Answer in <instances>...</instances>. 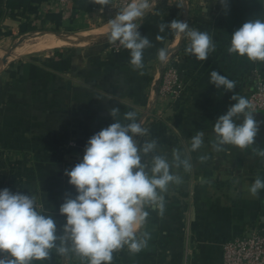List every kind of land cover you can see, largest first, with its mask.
Segmentation results:
<instances>
[{
	"label": "crops",
	"instance_id": "1",
	"mask_svg": "<svg viewBox=\"0 0 264 264\" xmlns=\"http://www.w3.org/2000/svg\"><path fill=\"white\" fill-rule=\"evenodd\" d=\"M50 2L0 0V189L32 195L59 229L65 222L59 206L66 194L76 195L65 170L79 162L94 133L113 123L111 109L120 110V120L124 113L136 112L148 129L144 139L155 140L157 154L169 157L175 149L184 152L202 131L203 146L189 154L192 171L173 169L182 179L164 194L163 216L148 209L140 229L150 234L148 246L135 254L127 247L116 251L112 264H222L223 244L250 226L264 225V190L257 196L249 193L257 177L264 179V158L253 151L264 148V112L254 113L261 124L252 147L215 151L210 143L213 124L235 103L232 94L248 97L253 72L264 79V62L228 53L236 29L249 18L264 19V0H228L227 10L219 0H156L138 21L140 34L151 42L140 70L130 65L129 50H107V22L123 8L122 0L103 7L96 0H80L67 16L50 9ZM172 20L207 32L215 51L205 61L184 54L186 38L169 28L160 31L161 23ZM48 38L61 45L35 46ZM161 50L167 54L163 62ZM172 62L186 90L182 101L164 106L157 90ZM212 71L235 81L233 93L209 83ZM32 264L87 261L53 249L48 260Z\"/></svg>",
	"mask_w": 264,
	"mask_h": 264
},
{
	"label": "clouds",
	"instance_id": "2",
	"mask_svg": "<svg viewBox=\"0 0 264 264\" xmlns=\"http://www.w3.org/2000/svg\"><path fill=\"white\" fill-rule=\"evenodd\" d=\"M96 2L102 7L113 4V0ZM155 3L130 0L107 22L109 39L129 50V62L135 70L144 67V50L151 47L150 40L139 32L138 21ZM219 3L227 10L228 0ZM159 28L161 32L169 28L177 37L186 38L185 51L196 60L205 61L215 51L211 36L191 28L188 22L172 20ZM228 53L264 62V19L249 18L236 29L230 36ZM158 57L163 62L167 54L161 50ZM209 83L232 93L236 86L235 81L216 71L210 73ZM230 99L235 103L213 124L214 139L210 143L215 151L225 146L241 151L250 148L260 129L252 103L234 93ZM119 112L118 108L110 110L113 123L94 133L79 162L65 170L76 195L66 194L59 206V214L65 217L61 228L50 214L38 209L32 195L0 189V264L46 261L53 249L61 256L74 253L87 264H112L114 252L127 247L135 254L148 246L150 234L140 231L147 222L148 209L163 216L164 194L182 179L173 169L192 171L189 154L203 146L205 134L197 132L184 152L175 149L171 157L157 154V142L144 139L148 129L136 112L124 113L123 120L117 118ZM136 137L144 142L141 144ZM253 151L264 158V148ZM261 190L264 179L257 177L249 193L257 196Z\"/></svg>",
	"mask_w": 264,
	"mask_h": 264
},
{
	"label": "built area",
	"instance_id": "3",
	"mask_svg": "<svg viewBox=\"0 0 264 264\" xmlns=\"http://www.w3.org/2000/svg\"><path fill=\"white\" fill-rule=\"evenodd\" d=\"M78 1L80 0H51L49 8L59 10L63 16H67L70 14V8ZM128 1L122 0V7ZM107 46V50L111 52H117L122 48L111 40L108 41ZM180 74L175 62L166 66L157 90L160 104L166 106L169 103L183 100L186 85ZM250 79L252 87L247 99L252 103L256 112L262 113L264 112V79L258 72L250 74ZM83 151L80 158H82ZM222 264H264V225L262 227L250 226L244 234L223 244Z\"/></svg>",
	"mask_w": 264,
	"mask_h": 264
},
{
	"label": "bare ground",
	"instance_id": "4",
	"mask_svg": "<svg viewBox=\"0 0 264 264\" xmlns=\"http://www.w3.org/2000/svg\"><path fill=\"white\" fill-rule=\"evenodd\" d=\"M30 39H34L33 36L29 37ZM36 43L35 46L42 45L41 47L39 46L38 48H53L55 46L61 45V41L59 39H53V38H48V39H39L38 41L34 42Z\"/></svg>",
	"mask_w": 264,
	"mask_h": 264
},
{
	"label": "trees",
	"instance_id": "5",
	"mask_svg": "<svg viewBox=\"0 0 264 264\" xmlns=\"http://www.w3.org/2000/svg\"><path fill=\"white\" fill-rule=\"evenodd\" d=\"M28 31H35V29L34 28H31V29H29ZM26 33V32H25ZM186 53V51H184V54Z\"/></svg>",
	"mask_w": 264,
	"mask_h": 264
}]
</instances>
